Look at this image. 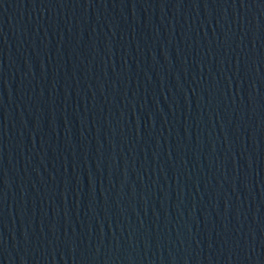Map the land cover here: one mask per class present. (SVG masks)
<instances>
[{
  "label": "water",
  "instance_id": "obj_1",
  "mask_svg": "<svg viewBox=\"0 0 264 264\" xmlns=\"http://www.w3.org/2000/svg\"><path fill=\"white\" fill-rule=\"evenodd\" d=\"M0 264H264V0H0Z\"/></svg>",
  "mask_w": 264,
  "mask_h": 264
}]
</instances>
